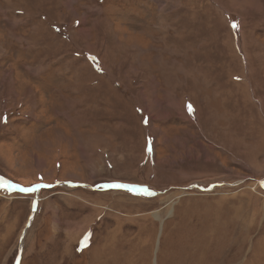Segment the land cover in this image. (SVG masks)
Listing matches in <instances>:
<instances>
[{
	"label": "rangeland",
	"instance_id": "374dc122",
	"mask_svg": "<svg viewBox=\"0 0 264 264\" xmlns=\"http://www.w3.org/2000/svg\"><path fill=\"white\" fill-rule=\"evenodd\" d=\"M0 174V264H264V0H0Z\"/></svg>",
	"mask_w": 264,
	"mask_h": 264
},
{
	"label": "crops",
	"instance_id": "0c3cea01",
	"mask_svg": "<svg viewBox=\"0 0 264 264\" xmlns=\"http://www.w3.org/2000/svg\"><path fill=\"white\" fill-rule=\"evenodd\" d=\"M0 190L4 193V194H9V190L12 186L10 183L8 184L7 182H5V180L2 178V175L0 174ZM17 188V187H16ZM22 188V187H21Z\"/></svg>",
	"mask_w": 264,
	"mask_h": 264
},
{
	"label": "snow or ice",
	"instance_id": "6c2138e0",
	"mask_svg": "<svg viewBox=\"0 0 264 264\" xmlns=\"http://www.w3.org/2000/svg\"><path fill=\"white\" fill-rule=\"evenodd\" d=\"M188 107H189V109H191V105H189Z\"/></svg>",
	"mask_w": 264,
	"mask_h": 264
},
{
	"label": "bare ground",
	"instance_id": "6f19581e",
	"mask_svg": "<svg viewBox=\"0 0 264 264\" xmlns=\"http://www.w3.org/2000/svg\"><path fill=\"white\" fill-rule=\"evenodd\" d=\"M110 29V28H109Z\"/></svg>",
	"mask_w": 264,
	"mask_h": 264
}]
</instances>
